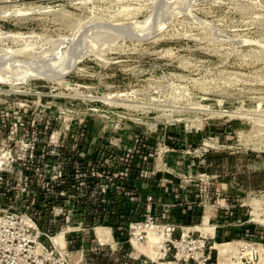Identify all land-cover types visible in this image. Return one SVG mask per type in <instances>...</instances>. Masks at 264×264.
Masks as SVG:
<instances>
[{"label": "rangeland", "instance_id": "obj_1", "mask_svg": "<svg viewBox=\"0 0 264 264\" xmlns=\"http://www.w3.org/2000/svg\"><path fill=\"white\" fill-rule=\"evenodd\" d=\"M5 1L0 0L1 11H17L16 6L25 5V13L20 8L21 18L0 20V58L23 62L27 56L43 57L46 48L56 49L58 56L40 63L37 73L71 59L65 62L68 66L52 70L47 81L31 78L15 84L12 78L27 71L0 70V84L10 88L0 86L3 122L11 111L7 105L28 98L35 105L24 119L34 121L36 132L44 137L63 129L59 124L64 127L62 120L67 117L86 115L87 105L74 97L78 94L106 100L109 93L135 89L144 98L153 95L158 105L151 107L154 118L149 124H156V132L164 131L165 143L173 140L180 149L197 145L205 136L218 143L219 150L208 151L209 159L204 156L203 163L192 157L183 160L179 154L174 157L189 165L173 167V174L191 179L181 194L199 212L192 222L199 225L204 210L203 224L216 223L215 236L222 241L243 238L264 246V225L252 216L256 211L264 218V0ZM142 21L144 26L135 32L101 41L119 34L123 25ZM144 41L150 43L138 46ZM7 46L12 49L9 54ZM72 70L76 72L69 74ZM71 83L92 86L93 95ZM16 85L22 87L16 89ZM75 121L70 123L72 130ZM84 121L88 125L85 141L93 145L107 122L87 115ZM113 136L129 143L119 132ZM65 156L63 161H69L67 152ZM113 161L115 170H124L123 159ZM140 187L150 193L160 191L153 184Z\"/></svg>", "mask_w": 264, "mask_h": 264}, {"label": "built area", "instance_id": "obj_2", "mask_svg": "<svg viewBox=\"0 0 264 264\" xmlns=\"http://www.w3.org/2000/svg\"><path fill=\"white\" fill-rule=\"evenodd\" d=\"M147 43L150 41L138 46ZM73 84L93 95L92 86ZM130 91L124 93L129 96ZM124 93L108 101L74 96L87 105V116H99L107 122L93 145L85 141L86 115L67 117L62 120L64 127L59 124L63 129L41 137L36 123L24 119L35 103L26 98L17 105H7L11 109L7 122L0 119V264L257 262L258 244L233 237L222 241L215 236L216 223L211 234L193 228L192 218L199 212L194 211V202L181 194L191 179L173 174V167L189 166L174 159L176 154L203 163L208 151L219 150L218 143L210 136L180 149L173 140L165 143L164 131L156 132L155 125L149 124L154 118L153 105L140 108L110 102ZM130 97L158 103L153 95L144 98L140 92ZM114 109L121 113L115 114ZM72 121L76 122L75 130L70 128ZM107 127L108 139L103 140ZM2 128H7L6 132H1ZM116 132L129 143L113 136ZM66 152L69 161H63ZM116 158L124 160V170H115ZM144 184L156 185L160 191H145L140 187ZM96 227L107 228L109 233L97 234ZM215 240L235 244L219 256Z\"/></svg>", "mask_w": 264, "mask_h": 264}, {"label": "bare ground", "instance_id": "obj_3", "mask_svg": "<svg viewBox=\"0 0 264 264\" xmlns=\"http://www.w3.org/2000/svg\"><path fill=\"white\" fill-rule=\"evenodd\" d=\"M2 2H3V0H1ZM5 1V0H4ZM163 1V0H162ZM6 2V1H5ZM163 3V2H162ZM4 4L2 3L1 5H0V7H2ZM6 6V5H5ZM13 6H15V5H13ZM40 6H42V7H44L43 5H39L38 7H40ZM11 7V6H10ZM16 7H18L19 9L20 8H22V7H25V5H22V6H16ZM27 7H29V6H27ZM8 9H10V8H8ZM15 9H17V8H14L13 10L14 11H9V10H4L3 9V11H1L0 10V20L1 19H12V18H21L22 16H23V14H22V12L24 11L23 10V8H22V12L18 9L17 11L15 10ZM26 9H28V8H26ZM43 9V8H42ZM42 9H40V10H42ZM29 10V9H28ZM31 10V9H30ZM43 10H46V9H43ZM42 10V11H43ZM42 11H40V12H42ZM47 11V10H46ZM27 12V11H26ZM44 12V11H43ZM50 12V11H49ZM123 12V11H122ZM125 12V11H124ZM24 13H25V11H24ZM125 14V13H124ZM127 14V13H126ZM26 16V15H25ZM145 22L146 21H142V22H138V23H134V24H130V25H123V27L124 26H126L125 28H122L120 31H119V34L117 33V35L116 36H112L113 38H110V37H106V38H103V39H101V41H103V42H107V41H110V40H112V39H117V38H120V37H122V33L124 32V34L126 33V34H129V33H132V32H135V31H137L138 30V28L139 27H141V26H144V24H145ZM1 36V35H0ZM25 36V35H24ZM1 37H3V36H1ZM13 38V37H12ZM26 38V37H25ZM126 38V37H125ZM124 38V39H125ZM4 39L5 38H3V40H1V41H4ZM17 39V38H16ZM16 39H15V41H16ZM49 39V38H48ZM124 39H122V40H124ZM24 40V39H23ZM22 40V42H25V41H23ZM99 40V39H98ZM143 40H148V38L147 39H142L141 41H143ZM119 41H121V39H118V40H116V42H118L119 43ZM11 42V41H10ZM14 42V41H13ZM21 42V41H20ZM93 42H95V40L93 41ZM3 43H5V42H3ZM89 44H90V42H88ZM99 43V42H98ZM2 44V43H1ZM92 44H94V43H92ZM110 45V44H109ZM121 45V44H120ZM114 46H119V45H114ZM113 46V47H114ZM110 47H112V46H110ZM6 48V47H5ZM17 48V47H16ZM75 49H76V47H75ZM103 49H105V48H103ZM106 49H108V48H106ZM116 48L114 47V49H111V50H115ZM110 50V49H109ZM1 51H3V50H1ZM6 52H7V54H9V52H11L12 51V49H11V47H8L7 46V49L5 50ZM58 54H59V52L56 50V49H52V48H46V51H45V53H44V56L43 57H36V56H27V59L28 60H26V61H23V62H21V61H12L11 59H10V57L9 56H7V57H2V58H0V70H9V71H12V70H14V69H21V70H25V71H27V72H23V74H20V76H18V75H15L13 78H12V80L14 81V83H15V81H17V80H22L24 83L25 82H27L29 79H31V78H37V79H40V80H44V81H47L48 80V75H49V73L52 71V70H54V69H56V68H58V67H61V66H63V65H67L68 66V64H66L65 62H67L68 60H70V59H68V60H66V61H61V62H58V63H54V65H52V67L50 66V67H45L44 69H42L41 71H40V73H37L36 71H38V69L40 68V63H46L48 60H49V58H51V57H56V56H58ZM16 55V54H15ZM18 55V54H17ZM20 55V54H19ZM19 58V57H18ZM73 58V57H72ZM63 64V65H62ZM28 72H34V73H28ZM38 74H45V76L42 78V77H39L38 76ZM32 80H36V79H32ZM64 80H66V79H64ZM24 83H22V84H24ZM16 84V83H15ZM72 85H74L73 83H71ZM16 87L18 88L19 86L18 85H16ZM60 87V86H59ZM60 88H62V87H60ZM130 93V95L128 96V94L127 93H124V96L123 97H119V98H114L112 101H110V102H113V103H118V104H120V105H122V106H126V107H140V108H147V107H149L150 105H154V106H157L158 105V103H151L150 101L148 102V103H145V102H143V101H141V102H138V101H136V100H132V98L130 97L131 95H133V94H136V92L133 90V91H130L129 92ZM88 94V93H87ZM27 96H28V94H27ZM77 96H80V97H83L81 94H78ZM114 96H116V94H114V95H112V94H110V96H109V98H107L106 99V101H108L111 97H114ZM117 97V96H116ZM135 97V96H134ZM134 99H136V98H134ZM158 101V100H157ZM160 105V104H159ZM162 110V109H161ZM180 122V121H179ZM183 123V122H182ZM184 124V123H183ZM156 125V124H155ZM186 125V124H185ZM192 125H193V123H192ZM185 127V126H184ZM196 127V126H195ZM160 128V127H159ZM187 129V128H186ZM108 133H109V130L108 129H104V133H103V137H102V139L103 140H106V139H108ZM254 201H252L251 202V205L252 206H255L254 205V203H253ZM204 213H206V211H204L203 212V215H204ZM252 216L254 217L253 218V220L255 221V222H258L259 224H262V225H264V218H260L259 217V215H258V213H256V211L254 212V213H252ZM205 217V215L202 217V222H201V224H199V225H197V224H195V226L193 227L194 229H199V230H201V231H205V232H209L210 234L212 233L211 231H212V227H213V222L212 223H205V224H203V218ZM203 224V225H202ZM95 231H96V233L97 234H100L101 232H104V233H109V230L106 228V229H103V228H100V227H96L95 228ZM109 238V237H108ZM233 244H235L234 242H226V243H215L214 242V247H215V249H217V252H218V255L219 256H221L229 247H232L233 246ZM258 245H260L258 248H256L255 247V249L258 251V253H259V260L257 261V262H255L254 264H259V261L260 262H263L264 263V246L263 245H261V244H258ZM257 245V246H258Z\"/></svg>", "mask_w": 264, "mask_h": 264}, {"label": "trees", "instance_id": "obj_4", "mask_svg": "<svg viewBox=\"0 0 264 264\" xmlns=\"http://www.w3.org/2000/svg\"><path fill=\"white\" fill-rule=\"evenodd\" d=\"M205 157H206L207 160L209 159V156L207 155V153H206Z\"/></svg>", "mask_w": 264, "mask_h": 264}]
</instances>
